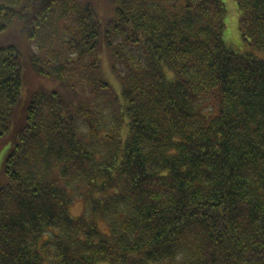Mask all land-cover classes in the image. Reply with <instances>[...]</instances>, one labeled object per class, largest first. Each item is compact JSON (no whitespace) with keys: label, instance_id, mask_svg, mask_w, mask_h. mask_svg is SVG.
<instances>
[{"label":"trees","instance_id":"obj_1","mask_svg":"<svg viewBox=\"0 0 264 264\" xmlns=\"http://www.w3.org/2000/svg\"><path fill=\"white\" fill-rule=\"evenodd\" d=\"M103 1L0 0V264H264V58L221 0Z\"/></svg>","mask_w":264,"mask_h":264},{"label":"rangeland","instance_id":"obj_2","mask_svg":"<svg viewBox=\"0 0 264 264\" xmlns=\"http://www.w3.org/2000/svg\"><path fill=\"white\" fill-rule=\"evenodd\" d=\"M94 4L105 6L103 0H91ZM225 7V28L223 32V39L226 44L232 46L235 50L240 53L249 54L252 57L256 58H264V49L263 48H256L251 45L248 39L243 38L239 30V11L236 5L235 0H221ZM19 31V23L16 22L10 25L6 30L0 32V44L5 42H13L16 40V36L18 35ZM18 39V38H17ZM106 63V62H105ZM107 66H104V71H107ZM107 76L110 78V82L112 83L113 87L117 94L119 93V84L116 78L111 74L107 73ZM11 143H5L2 147H0V179L2 173V166L5 160V157L9 151ZM76 201L72 206H70V213L74 216H77L81 213V203ZM95 264H110L108 261H100Z\"/></svg>","mask_w":264,"mask_h":264}]
</instances>
